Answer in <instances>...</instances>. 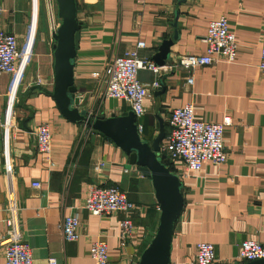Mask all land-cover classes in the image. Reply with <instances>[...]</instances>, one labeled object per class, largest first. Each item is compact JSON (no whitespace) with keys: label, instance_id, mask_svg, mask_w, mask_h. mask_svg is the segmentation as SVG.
Segmentation results:
<instances>
[{"label":"crops","instance_id":"0c3cea01","mask_svg":"<svg viewBox=\"0 0 264 264\" xmlns=\"http://www.w3.org/2000/svg\"><path fill=\"white\" fill-rule=\"evenodd\" d=\"M76 12L75 96L78 109L91 112V117L130 110L123 99L98 95L112 56L142 41L145 47L139 55L155 62L154 55L170 39L164 65L173 64L178 55H204L202 37L208 23L226 17L237 43L235 60L167 69L160 86L150 88L143 101L140 135L153 139L160 123L167 133L172 109L189 103L205 122L230 120L223 130L228 152L224 165L207 160L200 170L188 173L182 162L170 164L182 181L184 197L170 264H195L197 242L215 245L224 264H231L244 239L264 244V75L257 69L264 0H76ZM56 22L59 25L57 13ZM1 32L16 36L22 57L15 74L0 76V239L8 217L4 154L16 165L18 216L33 264H50L49 259L54 264H94L90 243L96 239L107 244L109 264L137 263L160 218L152 179L129 163L114 142L60 113L49 94L54 86V39L43 0H0ZM137 76L148 84L156 79L148 70H139ZM41 123L53 134L50 154L35 147L34 130ZM97 162L105 163L101 172L94 168ZM34 181L40 187H33ZM89 184L116 186L135 203V232L124 247L119 245L123 213L98 216L82 207ZM73 212L80 215V236L64 242L59 224ZM3 251L0 246V264H5Z\"/></svg>","mask_w":264,"mask_h":264},{"label":"built area","instance_id":"2783aa9c","mask_svg":"<svg viewBox=\"0 0 264 264\" xmlns=\"http://www.w3.org/2000/svg\"><path fill=\"white\" fill-rule=\"evenodd\" d=\"M45 12L52 31L56 29V0H43ZM260 31V61L257 69L264 75V20ZM206 43L204 55L187 54L178 55L171 65H158L156 62L139 55V49L145 47L142 41L136 42V47L125 51L120 56H112L103 71V86L98 95L102 98L123 99L134 112L136 126L139 133L143 130L140 118L144 115L143 101L149 94V89L160 86V76L171 67L192 69L196 66H205L220 62L221 60L233 62L235 60L237 43L234 34L230 31L225 16L211 20L208 23L207 32L202 37ZM17 38L13 33H0V76L3 73L15 74L19 69V60L22 51L17 46ZM139 70L150 71L156 79L150 84L141 81L137 73ZM193 78L189 77L188 82ZM91 116L92 113L89 112ZM169 131L165 133L160 144V159L173 163L180 161L185 172L198 171L204 162L211 161L218 166L227 162L228 152L223 141L224 125L230 123L229 118L223 122L203 121L196 117L191 103L172 109L169 118ZM84 128L87 126L84 125ZM35 147L39 151L50 154L53 134L47 124L41 123L34 130ZM13 160L3 154L2 174L6 182L5 194L8 199V217L5 235L0 239V246L4 250L5 264H33L32 250L25 241L19 221V210L16 204V165ZM95 170L101 172L105 163L97 162ZM129 172V168H124ZM41 183L34 181L32 186L40 187ZM82 207L89 213L103 216L116 212L123 213L119 220V245H124L132 238L135 230L132 215L136 205L127 196L126 192L112 185L106 187L89 184ZM80 215L77 212L64 215L59 224L64 242H74L80 236L78 231ZM195 264H224L217 258L216 246L212 243L197 242ZM90 256L94 264H109L107 244L99 239L90 243ZM264 258V244L252 239H244L240 242L237 254L231 264H243V262ZM54 264V259H49Z\"/></svg>","mask_w":264,"mask_h":264},{"label":"water","instance_id":"95a60500","mask_svg":"<svg viewBox=\"0 0 264 264\" xmlns=\"http://www.w3.org/2000/svg\"><path fill=\"white\" fill-rule=\"evenodd\" d=\"M56 12L60 19L54 39V86L49 94L55 98L58 109L68 120L77 121L94 133L114 142L128 155L129 163L136 165L144 176L152 179L154 194L159 202L160 218L157 232L135 264H170L171 241L174 226L181 215L184 197L182 181L172 173L169 165L159 157L160 142L164 138L162 123L151 139H143L131 110L121 115L91 117L78 109L79 97L75 96L73 70L74 57L79 47V28L76 19V0H56ZM172 40H165L153 60L163 65L168 59ZM243 264H264V258L249 260Z\"/></svg>","mask_w":264,"mask_h":264},{"label":"trees","instance_id":"16d2710c","mask_svg":"<svg viewBox=\"0 0 264 264\" xmlns=\"http://www.w3.org/2000/svg\"><path fill=\"white\" fill-rule=\"evenodd\" d=\"M161 162H164L165 164L169 165V167H170V163H168V162H166V161H164L162 159H161Z\"/></svg>","mask_w":264,"mask_h":264}]
</instances>
